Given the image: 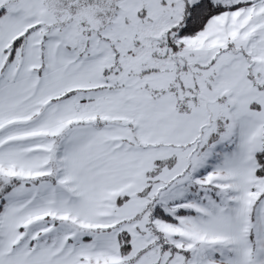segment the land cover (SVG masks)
Listing matches in <instances>:
<instances>
[{
  "label": "snow or ice",
  "instance_id": "1",
  "mask_svg": "<svg viewBox=\"0 0 264 264\" xmlns=\"http://www.w3.org/2000/svg\"><path fill=\"white\" fill-rule=\"evenodd\" d=\"M0 264H264V0H0Z\"/></svg>",
  "mask_w": 264,
  "mask_h": 264
}]
</instances>
